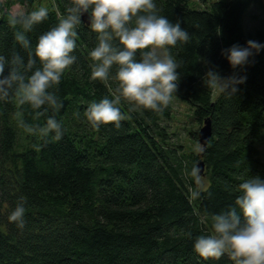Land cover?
<instances>
[{
	"label": "trees",
	"instance_id": "1",
	"mask_svg": "<svg viewBox=\"0 0 264 264\" xmlns=\"http://www.w3.org/2000/svg\"><path fill=\"white\" fill-rule=\"evenodd\" d=\"M31 3L6 0L0 7V53L25 55L8 21L14 5ZM68 3L54 0L48 19L28 34L33 46ZM156 3L161 14L189 32L187 43L171 49L180 65L173 98L192 107L199 124L211 120L208 145L189 154L182 145L169 144L163 122L170 118L171 102L155 113L129 111L122 99L119 128L111 122L92 128L85 109L111 99L118 82L91 79L88 52L96 34L82 23L77 62L55 88L62 107L36 120L14 98L0 102V264H234L227 255L205 260L193 243L212 233L211 215L234 203L243 179H264V49L243 68L233 69L221 55L232 44L264 42V27L246 32L243 26L252 4L264 11V0H196L203 7L192 0ZM209 68L246 80L234 94L219 92L214 98L203 79ZM49 115L62 123L58 141L28 134L18 123L22 117L43 125ZM200 161L204 173L198 176ZM202 176L208 179L205 187L198 182ZM21 198L23 229L7 219Z\"/></svg>",
	"mask_w": 264,
	"mask_h": 264
},
{
	"label": "clouds",
	"instance_id": "2",
	"mask_svg": "<svg viewBox=\"0 0 264 264\" xmlns=\"http://www.w3.org/2000/svg\"><path fill=\"white\" fill-rule=\"evenodd\" d=\"M48 15L44 6L10 15L13 39L25 55L15 50L9 56L0 53V102L14 98L17 104L27 105L36 120L62 107L55 88L77 62V29L86 16L88 28L96 34L95 46L88 52L91 79L118 82L111 99L91 102L85 109L90 126L111 122L119 128L124 119L119 107L122 99L129 102V111L160 113L169 106L180 77L171 49L178 42L187 43L190 36L180 21L161 14L156 0H70L56 25L40 34L33 46L28 34ZM262 49L264 42L248 40L244 46L221 49V55L233 69L243 68ZM203 79L210 89L234 94L246 76L223 77L209 68ZM18 123L31 135L57 141L63 135L55 115L47 116L43 125L28 124L22 117ZM235 191L234 203L211 215L212 233L197 236L193 251L205 260L227 255L234 264H264V179L249 176ZM25 203L23 198L18 200L7 217L19 229L25 226Z\"/></svg>",
	"mask_w": 264,
	"mask_h": 264
},
{
	"label": "rangeland",
	"instance_id": "3",
	"mask_svg": "<svg viewBox=\"0 0 264 264\" xmlns=\"http://www.w3.org/2000/svg\"><path fill=\"white\" fill-rule=\"evenodd\" d=\"M32 3L24 5H14L10 12L11 14H17L21 12H28L37 7H47L49 11L54 6V0H31ZM198 7H203L204 4L196 3V0H192ZM215 1V0H211ZM6 2V0H0V7ZM243 26L246 32H253L258 27H264V11L258 8L257 5L251 6L243 17ZM218 91L215 90L214 98L217 97ZM171 115L168 120L163 122V126L166 128L170 135L169 144L176 146L182 145L184 152L189 154H197L200 149L198 139L193 137L203 124H199L195 116V111L188 104L172 98L171 100ZM261 151L264 153V145L260 146ZM201 186L208 185V179L204 176L198 180Z\"/></svg>",
	"mask_w": 264,
	"mask_h": 264
},
{
	"label": "water",
	"instance_id": "4",
	"mask_svg": "<svg viewBox=\"0 0 264 264\" xmlns=\"http://www.w3.org/2000/svg\"><path fill=\"white\" fill-rule=\"evenodd\" d=\"M83 20H84L83 23L87 26V17L85 16ZM211 136H212L211 120L207 119L204 121L202 127L199 129L197 133L198 142L202 147L200 150H202L204 147L208 145ZM197 169H198V176H201L204 173V163L202 161L198 162Z\"/></svg>",
	"mask_w": 264,
	"mask_h": 264
}]
</instances>
